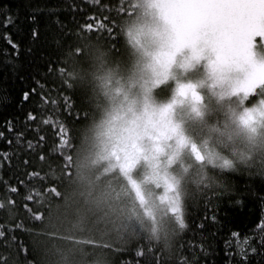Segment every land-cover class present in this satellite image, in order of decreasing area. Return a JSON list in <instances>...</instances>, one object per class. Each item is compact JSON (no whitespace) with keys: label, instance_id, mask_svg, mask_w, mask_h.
Wrapping results in <instances>:
<instances>
[{"label":"clouds","instance_id":"clouds-1","mask_svg":"<svg viewBox=\"0 0 264 264\" xmlns=\"http://www.w3.org/2000/svg\"><path fill=\"white\" fill-rule=\"evenodd\" d=\"M119 54L84 34L61 79L88 115L71 137L51 217L124 247L170 253L188 201L264 176V4L127 0ZM83 264H113L107 253Z\"/></svg>","mask_w":264,"mask_h":264},{"label":"trees","instance_id":"trees-1","mask_svg":"<svg viewBox=\"0 0 264 264\" xmlns=\"http://www.w3.org/2000/svg\"><path fill=\"white\" fill-rule=\"evenodd\" d=\"M120 4L129 10L127 0H0V264H83L103 253L113 264H264L261 175L227 172V191L191 198L170 253L143 237L113 245L91 226L69 232L51 217L71 137L88 115L80 92L61 79L62 57L84 34L119 54L115 25L111 34L95 25L116 22Z\"/></svg>","mask_w":264,"mask_h":264},{"label":"snow or ice","instance_id":"snow-or-ice-1","mask_svg":"<svg viewBox=\"0 0 264 264\" xmlns=\"http://www.w3.org/2000/svg\"><path fill=\"white\" fill-rule=\"evenodd\" d=\"M250 2L251 3L264 4V0H250ZM123 10H124V5L123 4H120L119 5V9H118V11L120 12V14H123V12H124ZM105 19H107V18H105ZM114 25H115V22H113V24L111 26H105L104 25V21L100 20V21H97L96 22L95 27H96L97 31H99L102 28H104L106 31H109V33L111 34V31L114 30ZM93 28H94V25L91 24V23H89V24H87V29L86 30H92ZM65 102H66V104L68 103L67 101H65ZM52 103H56V101H52ZM32 117H33V113H29L28 114V118L31 119ZM45 123H47V120L45 121ZM9 127L11 128V124H9ZM64 127H65V125L63 123H61L59 125V129H60V139L63 141L61 147H64L67 144V140L63 136V129H64ZM2 135H3V133H0V136H2ZM69 135H70V130H69ZM41 139L43 140L44 137L42 136ZM29 146L31 147V144ZM5 156H7V153H5ZM41 159H44L43 154H41ZM25 162L27 163V161H25ZM33 189H31L30 191H32ZM53 190L56 191L55 186H53ZM57 194H58V192H57ZM27 198L29 200H31L32 199V196L31 195H28ZM0 206H2V202H0ZM28 207L29 206L27 204H25V208H28ZM33 215H34V218L35 219H39L43 215V213L42 212H37V213H34ZM3 235H4V233L2 231H0V236H3Z\"/></svg>","mask_w":264,"mask_h":264}]
</instances>
